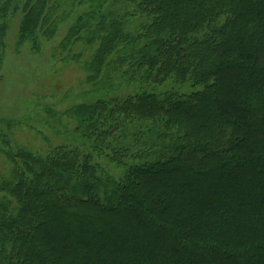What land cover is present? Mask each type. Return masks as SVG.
<instances>
[{
	"label": "trees",
	"instance_id": "trees-1",
	"mask_svg": "<svg viewBox=\"0 0 264 264\" xmlns=\"http://www.w3.org/2000/svg\"><path fill=\"white\" fill-rule=\"evenodd\" d=\"M62 4L25 0L21 37L53 38ZM70 5L87 10L62 47L98 44L91 81L203 89L75 106L88 153L10 152L0 264H264V0Z\"/></svg>",
	"mask_w": 264,
	"mask_h": 264
},
{
	"label": "rangeland",
	"instance_id": "rangeland-1",
	"mask_svg": "<svg viewBox=\"0 0 264 264\" xmlns=\"http://www.w3.org/2000/svg\"><path fill=\"white\" fill-rule=\"evenodd\" d=\"M24 2L15 0L0 17V184L13 170L10 152L26 149L46 155L58 145L79 146L87 153L91 150L92 142L85 143L78 130L79 121L71 112L77 105L123 97L142 89L179 94L203 89L173 80L143 88L138 83L127 84L118 74L107 78V83L105 78L95 83L91 81L94 72L89 66L98 44L91 45L83 39L67 49L62 47L87 6L75 9L70 0H64L61 9L69 16L60 22L53 38L38 31L37 36L23 39ZM95 159L112 174L119 176L124 172L105 156L96 155ZM7 196L0 189V201Z\"/></svg>",
	"mask_w": 264,
	"mask_h": 264
}]
</instances>
